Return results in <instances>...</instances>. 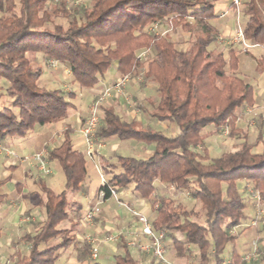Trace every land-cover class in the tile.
I'll list each match as a JSON object with an SVG mask.
<instances>
[{"label":"trees","instance_id":"trees-1","mask_svg":"<svg viewBox=\"0 0 264 264\" xmlns=\"http://www.w3.org/2000/svg\"><path fill=\"white\" fill-rule=\"evenodd\" d=\"M219 0H92L88 7L69 9L65 3L51 0H0V142L24 138L35 127L67 117L75 106L60 89L38 85L40 68L33 69L29 54L41 53L64 64L81 89H91L103 80L115 65L120 76L131 75L142 62L138 51H150L144 78L156 87L158 101L151 116L175 128L172 136L143 127L138 120L125 121L113 107L103 109L94 138L98 141L134 140L152 147L146 158L117 155L114 163L103 160V173L109 175V188H132L139 199L149 200L157 181L174 192H186L199 204V210H187L169 196L152 203L154 230L165 232L177 259L196 253V264H223L224 249L234 245L230 231L244 217V199L237 181L248 180L264 204V140L261 133L253 143L244 139L235 151L211 158L204 147L202 131L235 128L236 111L254 103L253 85L236 73L238 56L234 49L226 53L209 50L218 31L211 23ZM243 37L251 45L264 48V0L243 2ZM63 18L65 24L53 23ZM165 22L171 29L200 32L185 50L165 34L148 28ZM52 27H48L52 24ZM245 55L252 57L250 53ZM264 76V57L254 59ZM131 77V76H130ZM71 131L48 153L64 176V187L55 192L43 182L40 201L44 218L33 235L21 240L29 245L27 254L19 250L11 264H55L60 253L73 239L62 223L69 212H79L81 205L69 196L84 192L87 177L85 155L72 145ZM262 142V151L254 146ZM198 148H202L198 151ZM8 179L0 180V188ZM18 192L20 188L17 187ZM4 195L0 194V204ZM115 264H141L123 243ZM167 249V248H166ZM100 264V263H95ZM229 264H244L235 247Z\"/></svg>","mask_w":264,"mask_h":264},{"label":"rangeland","instance_id":"rangeland-1","mask_svg":"<svg viewBox=\"0 0 264 264\" xmlns=\"http://www.w3.org/2000/svg\"><path fill=\"white\" fill-rule=\"evenodd\" d=\"M59 1L62 3H65L67 8L69 9H76L79 7H88L92 0H51V4L57 3ZM221 1L223 2V8H227L228 11L231 10V18L234 21L235 27H234L232 34L229 36L222 37L220 34H218L216 40L209 46V50L224 52L225 57H227L226 53L228 52V50L234 49L235 53L240 58L239 59L240 68L243 69L244 67H246V64L249 63L248 62L249 60L244 55L245 52H247V48L242 42H237L234 39V37L236 35V30H237L236 28L238 26L237 21H238V24L242 28H243V23L245 21V17L243 15V9H244L243 2L244 1H242L240 7L237 10L231 4V0H221ZM237 16H238V19H236ZM218 18L219 17H216L215 19H218ZM214 20L211 23L213 25H216V22ZM218 22H221V19H219ZM53 23L62 24V25L65 24L64 19L60 17L54 18ZM53 23L49 24L48 27H52ZM157 28L154 29L153 25H149L147 29H149L150 31L151 29L157 30L160 33L162 32L163 34H165L171 40L175 42L178 41L175 43L176 48H178L177 44H179V41L181 40L184 43L188 42L190 45L192 41L194 40V38L196 37V35L200 33L198 29H195L191 32L183 30L181 28L171 29L169 25L166 24L165 22L158 23ZM143 51L144 49L139 50L137 52L138 55ZM252 52L254 54L257 53L255 50H252ZM28 57H29L32 68L33 69L40 68L42 71V75L40 79L38 80L39 86L41 87L43 86L49 89H60L61 91L64 92L67 100H69L67 98L68 94L75 95V98L73 99L74 102H72V100H69L70 102L75 103L76 105V108L74 109V111H71V114H75V110H78V112L80 113V116L78 117L81 121L80 122V128H81L88 118V110L92 103L91 96L88 94V92L82 91V89H80L78 84L74 82L69 69L64 64H59V62L49 59L41 53L29 54ZM150 58H151L150 51H148L145 59H140L142 62V67L138 68L131 75H129L137 83L136 85H134V87L132 86L133 84H131L132 92L134 93L133 95L136 98H140L141 100L143 99L146 102V106H147V110L145 113L134 114L131 116V118L134 120L138 115L139 119H141V124L143 127L160 130L163 133H165L167 136H172L175 133V128L172 124H169L167 122H158L151 116V113L155 107V104L158 101V97H157L155 85H153L150 80L144 78L147 62L150 60ZM252 67L253 66H250L248 67V69H246L247 70L245 72L246 79L244 80L246 82L248 81L252 82L255 85L254 88L256 89V86L260 84V77H259L257 69L255 68L253 69ZM239 73L240 75H243L242 72H239ZM3 86H4V82L0 80V87L2 88ZM112 100L114 101L115 99L109 98L108 100L102 102L103 104L99 112L100 119H101L104 108H107L109 105L119 104V102L116 101L114 103ZM252 119L255 122V125L257 126V124H259L260 122H263L264 120L263 114L257 113L256 116L253 117ZM56 131H57L56 129L50 128V129H47L46 132H44L43 137H45V134L47 135V137L46 139L43 138L44 141L42 142V145H41L42 147L44 145L43 143L50 142L52 144H55V141L56 143L60 142L61 137L59 139H56V137L59 136V133H56ZM230 131H231L230 129L227 130L225 127H221L218 130H214L213 132H211V134L215 136H218V135L220 136L219 138H217V142H219V144L221 145V147L217 148V150L219 149V151L215 152L213 155H219L221 152L223 153L224 151H228L232 147L230 144L231 142L228 141L229 140L228 138L230 137ZM223 132H226V133H223ZM236 135L240 136L239 134H236ZM236 135H232L231 137L236 136ZM224 141H228V142L225 144H222V142ZM91 142L93 143V154L91 155H100L99 153L103 155H117V154L127 153L129 155H132L135 158H146L151 154V149H152L151 147L144 146L143 144L136 142L134 140L98 141L97 139L92 138ZM102 146H104V148H102ZM43 148L46 149L45 146ZM197 150L201 151L202 148H198ZM84 155L87 157L89 163L92 164V161H93L92 156H89V154H87L86 147H85ZM31 156L32 155L21 157V158L17 156L15 158L18 163L23 162L26 169L30 172V174H28L29 175L28 178L30 180L31 186L34 184L37 185L38 181H45V180H49L50 178L51 179L56 178V175L59 174L57 178L60 177L61 186L57 187L58 189L56 190L57 191L63 190L64 176L59 166H57L58 172L54 170V174H53L52 166L49 163V160L47 159L45 167L49 168L50 173L46 175L42 173L41 170H39V167H38L39 165L32 160ZM97 169H98L97 171H98L99 176L102 175L106 180L107 178L110 177L109 175H106L103 173V169H100V168H97ZM246 184H248L249 186H252V182L239 183L238 184L239 190L241 192V196H243L244 205L246 206L247 204L248 208L250 206L252 213L250 214V216H248V218H246V221H243V220L240 221V224L237 227L233 228L230 231V233L234 236V239H235L234 247L238 255L240 256V258L241 259L246 258V257L249 258V261L244 262V264H264V225L260 224V222L258 221L255 222L254 225L251 224L252 221H255L257 212H256L255 202L249 195ZM8 189H9L8 186H5V191L9 193ZM80 194L81 193H78V196H80ZM162 196H169L173 201H175V203L182 204L187 210L189 209L199 210L200 209L199 204L195 202L193 199H191V197L186 192L184 191L174 192V191L168 190L167 188H162V187L161 188L158 187L154 193V196L148 200L149 206H152V203L155 199L160 198ZM21 197H15L14 199H12L11 205L13 206L16 205V207L20 205L23 199ZM69 198H71V196H69ZM43 200H44V194L41 193V191L37 193L27 192L25 194V198L23 199V201L27 208L20 215V220H19L20 223L18 222V224L17 223L13 224L15 226L14 229L16 231V234H11L13 235V237L8 238V239H4V237L2 238L1 236L3 246L0 247V264H7L5 263L6 261L9 262L8 264H11L10 260L16 249H19L20 252L24 254L28 253L29 245L26 242L22 241L21 238L25 234H33L36 231V225L39 223L40 219L43 216V212H44L41 205L39 204V202ZM118 200L119 202H122L123 204L130 206L131 202L129 200H132V198L127 196V199H126L125 196H122V197L119 196ZM104 208L109 215V217L105 215L104 221L113 225V229L115 227L119 228L120 227L118 223L119 219L116 220L117 219L116 213H117V210L120 209V206L113 201L112 205L106 204ZM259 208L263 212V219H264V204H261ZM102 213H103V210H102ZM99 215L101 217V215L103 214H99ZM82 217H83V214L79 213L78 220L81 221ZM22 219H23V222H21ZM96 225L101 226L104 224L102 223L100 224L99 220L96 218H94L90 223L82 222V225L80 228V234H82V236H85L88 233L87 229L93 228V226H96ZM105 232L108 233L110 231L106 230ZM82 241H83L82 243L81 242L79 243L80 247L76 248V251L79 255H82L83 257L87 258L88 250H87V247L85 246L87 242L85 239H83ZM255 246L258 249L259 254L257 255L259 256L254 257L255 258L254 259L253 256L251 255L253 253V248ZM232 247L233 245L230 243V244H227L224 249L223 261L226 263L230 261ZM169 251L171 255L170 247H169ZM108 256L109 257L105 260L99 258V261H101V264H115L113 261V257L115 256L114 253L108 252ZM142 259L146 263L149 260L147 256H143ZM172 260H174L176 264H196L197 257H196V253L192 251L187 258L177 259L176 256H174L172 257Z\"/></svg>","mask_w":264,"mask_h":264},{"label":"crops","instance_id":"crops-1","mask_svg":"<svg viewBox=\"0 0 264 264\" xmlns=\"http://www.w3.org/2000/svg\"><path fill=\"white\" fill-rule=\"evenodd\" d=\"M243 1H245V0H243ZM215 13H216L217 17H219L218 19L214 20L216 22V25H214V26L217 29L218 33L222 37H226V36L231 35L233 30H234V27H235L234 21L231 18V10L228 11L227 8H223V2L221 0H219L215 3ZM219 19H221V22H218ZM171 41H173V40H171ZM173 42L176 43L178 41H176V42L173 41ZM247 43H249V42L247 41ZM177 46L179 49L181 48V50H185L189 46V43L188 42L184 43L181 40V41H179V44H177ZM252 50H255L257 53L254 54L252 52ZM247 52L250 53V55L252 57H249V56L247 57V55L244 54L245 57L249 60L248 61L249 63H247L246 67H244L243 69L240 68V63H239L240 58L238 56V69H237L236 73L243 80L246 79V77H245L246 73L245 72L247 71L246 69H248V67L253 66L252 68L256 69V62L254 59H259L261 57H264V48L260 45H251L249 43V48H247ZM59 64H62V63H59ZM239 72H242L243 75H240ZM258 74L260 77V84L261 85L258 84V86H256V89L254 88L255 85L252 82L248 81V83L253 85V89H254V103H253V105L252 106L243 105L235 113V116L237 117L235 128L240 130V132H239L240 136L236 135L233 137L230 136L228 138L229 139L228 141L231 142L230 144L232 146L228 151H235L237 146L244 139H246V141L249 143H253L255 141L258 133H261L262 139L264 140V120H263V122H260L256 126L255 122L252 119L253 117L256 116L257 113L263 114V119H264V76H263V74H260L259 72H258ZM119 77H120V75H118V73L116 72V67L114 65L108 70L105 78L103 80H101L100 82H98V84L96 86H94L91 89H82V91L88 92V94L91 96L92 101H93L94 97H96V95L98 94V92L100 91V89L103 86L110 85L114 80H116ZM110 81H112V82H110ZM131 84H133L132 85L133 87H134V85L137 84L133 78H131L130 81L125 85L124 90H123L124 94L122 96H120L119 98H114L115 99L114 101L112 100L114 103L116 101L119 102V104L108 106V107H113L114 110L122 117V119L127 121V122L128 121L130 122L133 120L131 118L132 115L145 113L147 110L146 102L143 99L141 100L140 98H136L133 95L134 93L132 92ZM76 99H77V97H76ZM72 102H74L73 99H72ZM135 103H140L142 105V109L138 110L136 108V106H134ZM73 104L76 108L75 103H73ZM74 109L70 110L67 117L64 119H60L55 123L48 124L45 126L35 127V129L28 136H26L24 138H11V139L9 138V139H5L4 141L1 142L6 147V151L3 153H0V180L8 179V181L0 188V194L4 195V200L0 204V247L3 246L1 236H2V238L4 237V239H8V238L13 237V235H11V234H16V231L14 229L15 226L13 224L14 223L18 224V222L20 220L21 213H23V211L26 210V208H27L24 201H23V199L25 198V194L27 192L28 193H37V192L41 191V188H40L41 182H43L46 186L53 189L55 192L61 191V190L60 191L56 190V189H58L57 187L61 186V179H60V177L57 178V176H59V174L56 175V178H52V179L50 178L49 180H45V181H38L37 185L34 184L31 186L30 180L28 178V176H29L28 174H30V172L26 169L23 162L18 163L15 158L17 156L21 158V157L33 155L35 152H39L42 149H44L43 148L44 146H45V148L50 150L51 148L58 145L59 142L56 143V141H55V144L47 142V143H43L44 144L43 147L41 146L42 142L47 137L46 134H45V137H43L44 132H46L47 129H50V128L56 129L57 130L56 133H59V136L56 137V139H59L60 137L62 139V132L65 130H70L71 131L70 137H71L73 147L75 149L82 151L84 154L85 144H84L83 138L79 132L81 121H80L78 116H80V113L78 112V110H75V114H71V111H74ZM134 120H138L141 122V119H139L138 115ZM225 128L227 130H229V129L232 130V128H230V127H225ZM214 130H215V128L213 126H208L202 131L204 147L208 150L211 158L218 157L222 154V152H221L219 155H213L215 152L219 151V149L217 150V148L221 147L219 142H217V138H219L220 136L219 135L215 136V135L211 134V132H213ZM223 133H226V132H223ZM109 141H111V140H109ZM116 141H118V140H116ZM228 141H224V142H222V144H225ZM50 145H52V146H50ZM102 148H104V146H102ZM253 151L255 153H260L262 151V142H258L254 146ZM151 152H152V149H151ZM224 152H227V151H224ZM99 154L100 155H92V159H93L92 164L89 163L87 157L85 156L86 167H87V177L83 183L84 192H82L80 194V196H78V193H76L74 196H71V198L76 203L81 205L80 211L79 212H76L75 210L70 211L69 216H68V220H66L62 223V228L69 231V234L71 235V237L73 239V243L71 244V246L69 248L65 249V251H62L60 253L55 264H95V263L101 264V261H99V258H101L103 260L107 259L109 257L108 252H112V253H114V255H118V254L123 253L122 246H120V244H122V243L125 245V243L123 241L111 242V243H108L105 245H101L99 247L98 258L95 260H92L90 258L91 257L90 256V244L87 241H86L87 243L85 244V246L87 247V250H88V254H87L88 257L86 256L87 258L83 257L82 255H79L76 251V248L80 247L79 243L80 242L82 243L83 242L82 240L85 239L84 236H82V234H80V228H81L82 222H84V221L83 220L79 221L78 215H79V213L83 214V212L86 209L87 204L90 200L94 201V199L97 195V192L99 190V187H100V176L98 174L97 168L102 169V167H103L102 161L103 160H105L109 163L115 162L114 159H116L117 155L132 156V155H129L127 153L117 154V155H103L101 153H99ZM5 161H6V163H5ZM49 163L51 164L52 169H53L52 173L54 174V170H56L58 172L57 163L55 161H50V160H49ZM246 182H250V181H248V180L237 181L238 189H239V185H238L239 183H246ZM5 186H8L9 193L5 191ZM154 186H155L156 190L158 187L167 188L169 190V187H167L164 184H161L157 181L154 183ZM17 187L20 188L19 192H18ZM239 192H240V190H239ZM41 193H42V191H41ZM118 193H119L118 199H119V196L120 197L125 196L126 199H127V196L132 198V200H129L131 202V205L130 206H127V205L123 206V205L119 204L118 200H116L114 198H108L101 205L103 208L101 207L100 214H103V215H101V217H100V215L95 217L96 219L99 220L100 224L102 223L104 225H101V226L96 225V226H93V228L87 229V232H88L87 234L92 235V236H101V235L107 234L105 232L106 230L110 231L108 233H117L118 231H120L122 229L127 230L130 227L131 222H132V217H131L130 212L128 211V208L136 210V211L146 215L151 220H153V218L155 217V211L152 208V206H149L148 200L137 198L132 193V188H128L127 190L118 191ZM240 194H241V192H240ZM15 197L23 198L20 205H18L17 207H16V205L15 206L11 205V201ZM113 201L120 206V209H118L117 213H116L117 214L116 220L119 219L118 223H119L120 227L119 228L115 227L114 229H113V225L104 221L105 215L109 217L104 206L106 204L112 205ZM250 204H252V203H250ZM102 210H103V213H102ZM251 213H252L251 207L249 206V208H248L247 204H246V206L244 208V217L242 220L246 221V218H248V216H250ZM43 218H44V213H43V216L39 222H41L43 220ZM21 222H23V219L21 220ZM102 231H104V232H102ZM33 234H31V235H33ZM165 245L167 248L168 259H170L171 261L174 262V260H172V257L175 256V253H174L173 249L171 248L170 243L168 241H165ZM169 247L171 248V255H170ZM233 247H234V245H233ZM69 249H71V250H69ZM17 250H19V249H16L14 252H16ZM128 250H129L130 254L132 255V257L134 259H136L139 263H141V264H153L150 259L148 260L147 263L145 261H143L142 258L145 255L140 254L136 251H132L129 248H128ZM5 263L8 264L9 262L6 261Z\"/></svg>","mask_w":264,"mask_h":264},{"label":"built area","instance_id":"built-area-1","mask_svg":"<svg viewBox=\"0 0 264 264\" xmlns=\"http://www.w3.org/2000/svg\"><path fill=\"white\" fill-rule=\"evenodd\" d=\"M243 0H231V4L235 9L237 10ZM238 19V16L236 17ZM237 30L236 35L234 39L237 42H242L246 48H249V43L244 39L243 37V28L238 24L237 21ZM157 24H155L153 27L154 29L157 28ZM148 51H143L138 55L139 59H145ZM129 75L120 76L116 80H114L110 85L103 86L94 100L91 103V106L88 110V118L86 122L83 124V126L80 128L79 132L83 138L86 152L89 154V156H92L93 154V143L91 142V139L94 138V134L100 125V116L99 112L101 110L102 102L108 100L109 98H119L122 96L123 90L125 85L130 80ZM134 106L138 110L142 109V105L140 103H135ZM6 151V147L0 142V153H3ZM48 153L49 149H42L39 152H35L31 157L32 160L37 163L39 166V170H41L44 174H49L50 170L49 168H46V160L48 159ZM247 186V191L251 198L255 202L256 212L257 216L255 221H252L251 224L254 225L255 222H260V224L264 225V219H263V212L259 208L261 206L260 202V196L258 191H256L253 186ZM107 187V181L106 179L100 175V187L97 192V195L94 199V201L90 200L87 204L86 209L83 212L82 220L85 223H90L95 217H97L101 212V205L107 200L105 198V191L104 189ZM109 197L114 198L118 200V191L109 188ZM170 191H174L172 187H169ZM119 202V200H118ZM120 205L126 206L122 202H119ZM128 211L131 214L132 222L130 227L125 230L122 229L118 231L117 233H107L101 236H92V235H85V240L90 244V256L91 259L95 260L98 258L99 254V247L101 245H105L111 242H121L123 241L127 248L131 249L132 251H136L140 254H143L147 256L153 264H176L175 262L168 259L167 255V249L165 245L166 235L164 231H157L154 230L152 227V220L147 217L146 215L133 210L129 209ZM258 249L255 246L253 248V253L251 256L258 257L259 255ZM255 259V258H254ZM243 262H248L249 258H243L241 259ZM229 262H224L223 264H229Z\"/></svg>","mask_w":264,"mask_h":264}]
</instances>
